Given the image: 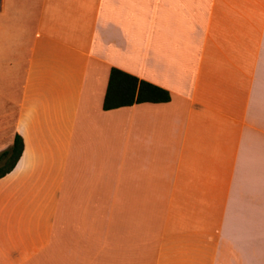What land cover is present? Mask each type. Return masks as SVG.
Here are the masks:
<instances>
[{
  "label": "crops",
  "instance_id": "obj_1",
  "mask_svg": "<svg viewBox=\"0 0 264 264\" xmlns=\"http://www.w3.org/2000/svg\"><path fill=\"white\" fill-rule=\"evenodd\" d=\"M0 131V264H264V0H0Z\"/></svg>",
  "mask_w": 264,
  "mask_h": 264
},
{
  "label": "trees",
  "instance_id": "obj_2",
  "mask_svg": "<svg viewBox=\"0 0 264 264\" xmlns=\"http://www.w3.org/2000/svg\"><path fill=\"white\" fill-rule=\"evenodd\" d=\"M171 98L169 91L114 68L110 73L103 107L104 110L109 111L135 104L169 103ZM24 150V139L20 134H16L11 148L1 156L0 180L16 168ZM1 160H4L3 165H1Z\"/></svg>",
  "mask_w": 264,
  "mask_h": 264
},
{
  "label": "rangeland",
  "instance_id": "obj_3",
  "mask_svg": "<svg viewBox=\"0 0 264 264\" xmlns=\"http://www.w3.org/2000/svg\"><path fill=\"white\" fill-rule=\"evenodd\" d=\"M9 134L8 131H0V159L4 152L8 151L9 147ZM4 164V160H1V165Z\"/></svg>",
  "mask_w": 264,
  "mask_h": 264
}]
</instances>
